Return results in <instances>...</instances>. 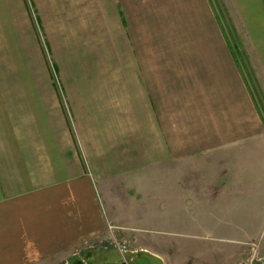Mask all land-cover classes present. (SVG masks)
I'll list each match as a JSON object with an SVG mask.
<instances>
[{"label": "crops", "instance_id": "obj_1", "mask_svg": "<svg viewBox=\"0 0 264 264\" xmlns=\"http://www.w3.org/2000/svg\"><path fill=\"white\" fill-rule=\"evenodd\" d=\"M200 156L219 170L194 226L239 245L264 195V0H0V264H98L76 253L117 221L108 191Z\"/></svg>", "mask_w": 264, "mask_h": 264}, {"label": "rangeland", "instance_id": "obj_2", "mask_svg": "<svg viewBox=\"0 0 264 264\" xmlns=\"http://www.w3.org/2000/svg\"><path fill=\"white\" fill-rule=\"evenodd\" d=\"M218 163L217 161L212 166L200 156L154 169L148 172L152 175H148V179H143L142 182H120L118 190L112 188L108 191L109 199L116 206L117 220L115 223L112 221L108 223L115 226L125 224L131 226L128 232L132 237L129 236L131 243L129 242L128 248L138 251H162L167 255L166 264L174 262L179 264H234L254 244L257 257L264 258V195L247 199L252 202L254 212L237 214V216H253V221L259 225L255 229H245L239 236L243 237L244 242L239 245H224L226 242L223 238L226 235L223 230H216L213 222L207 223V226L202 228L194 226L198 218L211 221V214L198 212L195 207L189 205L203 203L204 195L199 190L203 189L205 184L210 183L203 175L213 171L218 172ZM185 173L188 176H184ZM176 174L180 176L177 175L179 176L177 177ZM186 188L194 192L190 193V197H181V202L176 201L177 198L173 201L169 196L170 193L172 195L176 191L182 193ZM247 207L250 206L240 205V209ZM120 231L123 232L124 228L121 227ZM247 232H255V235L248 238L244 236ZM101 255L98 264L118 262L147 264V260L140 258L138 253L133 254V257L130 254L122 255L115 247L103 251ZM254 264L264 263L255 261Z\"/></svg>", "mask_w": 264, "mask_h": 264}, {"label": "built area", "instance_id": "obj_3", "mask_svg": "<svg viewBox=\"0 0 264 264\" xmlns=\"http://www.w3.org/2000/svg\"><path fill=\"white\" fill-rule=\"evenodd\" d=\"M120 230L121 227L115 226L112 223H107V238L103 239L102 236H95L91 239L85 240L76 254L80 255L85 252L108 250L114 247L118 248L122 255L137 253V249L128 248L131 240L122 237L123 232ZM255 246L256 245L254 244L252 248L246 251V253H244L234 264H254L255 261H263L264 263V258L257 257L255 253Z\"/></svg>", "mask_w": 264, "mask_h": 264}, {"label": "water", "instance_id": "obj_4", "mask_svg": "<svg viewBox=\"0 0 264 264\" xmlns=\"http://www.w3.org/2000/svg\"><path fill=\"white\" fill-rule=\"evenodd\" d=\"M139 256H140V258L147 259L151 264H156V263L164 264L163 260L159 256H157V255H155V254H153L147 250H142L139 253Z\"/></svg>", "mask_w": 264, "mask_h": 264}, {"label": "flooded vegetation", "instance_id": "obj_5", "mask_svg": "<svg viewBox=\"0 0 264 264\" xmlns=\"http://www.w3.org/2000/svg\"><path fill=\"white\" fill-rule=\"evenodd\" d=\"M138 256H139V254H138Z\"/></svg>", "mask_w": 264, "mask_h": 264}]
</instances>
